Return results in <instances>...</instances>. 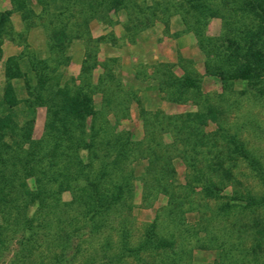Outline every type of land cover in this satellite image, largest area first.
Here are the masks:
<instances>
[{
  "label": "trees",
  "instance_id": "obj_1",
  "mask_svg": "<svg viewBox=\"0 0 264 264\" xmlns=\"http://www.w3.org/2000/svg\"><path fill=\"white\" fill-rule=\"evenodd\" d=\"M9 2L12 11L20 13L23 19L27 15L42 19L48 48L56 51L65 50L87 33L90 21L110 23L108 14L111 12L133 8V16L126 17L131 25H124L133 32V37L159 20L160 13L171 12L179 17L184 32L193 34L204 74L218 79L222 95L236 92L234 87L240 84L242 89L238 94L250 93L256 101L264 98V0ZM34 7L39 8V13ZM70 17H74V21H70ZM213 18L221 22L216 36L206 33ZM3 26L0 22V36L5 29ZM89 58L87 55L82 62L78 76L80 85L74 87L67 81L62 83L55 69L48 71L47 66L38 67L40 64L35 61H28L25 72H21L18 58L10 57L5 62L6 83L0 95V244L8 230L25 233L23 241L29 244H38L39 239L48 237L58 249H54L51 263L62 264L64 251L73 247L70 244L81 228H88L93 235H102L100 230L109 227L115 213L127 206L135 178L132 164L142 160L146 164L141 177L143 198L154 192L166 196V214L174 221L173 228L161 231V214L158 213L146 224L141 240L134 246L130 242L127 221L119 222L116 242L103 245L107 262L122 264L131 257L163 256L170 252L172 260L165 264H178L183 253L176 256V250L186 247L180 242H189L192 236H186L193 231L199 248L216 250L217 257L211 264H264V219L255 217L264 210V162L247 148L238 130L229 131L218 124L213 132H206L207 121H216L212 107L184 115L144 111L140 107L138 115L143 137L135 141L130 131L117 129L119 119L128 116L130 103L135 101L139 105L134 90L123 97L112 91L107 93V84L114 75L104 63L101 65L104 74L96 84L102 87L101 105L97 108L90 70L98 63L94 58L90 65ZM165 66L160 76L158 70H154L147 77V84L157 81V89L174 88L178 84V90L184 91L197 83L187 78L184 68L183 73L176 76L170 69L174 64ZM14 78L25 80L26 99L18 98L11 83ZM21 103L26 113L19 118L11 109ZM38 106L46 108V118L41 137L34 139L32 124ZM108 108L110 111L106 113ZM109 114L114 122L107 119ZM163 134H169L171 141L166 142ZM218 138L224 144L226 159H222L223 153L219 152ZM174 158L180 159L186 168L184 183L176 178ZM237 164L248 171L245 176L259 182L262 193L256 194L240 182L233 172ZM64 191L71 195L69 201L62 199ZM192 194L216 203L209 217H205L198 205L195 207L199 220L194 230L186 228L184 218L186 212L194 210ZM184 204L189 207L183 211ZM233 213L254 218L241 226L230 223L229 227L227 219ZM217 217H222L220 230L212 223ZM235 232L244 239L238 258L229 254L233 248L228 239ZM75 246L78 252L79 246ZM109 250L113 253L108 254Z\"/></svg>",
  "mask_w": 264,
  "mask_h": 264
},
{
  "label": "rangeland",
  "instance_id": "obj_2",
  "mask_svg": "<svg viewBox=\"0 0 264 264\" xmlns=\"http://www.w3.org/2000/svg\"><path fill=\"white\" fill-rule=\"evenodd\" d=\"M34 9L36 13H39V8L34 7ZM0 14H4L0 17V22L5 28L0 36V95L3 93L6 83L4 65L10 57L18 58L17 63L21 72L27 71L28 61H35L40 64L38 67L47 66L48 71L55 69L54 73L61 76L62 83L67 81L70 86L74 87L80 85L78 76L81 75L82 62L89 55L90 65L94 62V58L98 63L96 68L92 67L90 70L91 83L94 85L93 99L97 108L101 105L100 88L102 87L96 84L98 78L104 74L101 67L104 63L108 65V69H111L114 75L112 81L108 80L111 83L107 84L109 86L107 93L112 91V93L123 97L134 90L139 105L135 101L131 102L128 116L119 119L117 125L118 130L130 131L133 140L139 141L143 137V126L138 115L140 107L144 111L161 110L168 115H184L188 112L203 111L205 108L212 107L216 112V121L208 120L204 130L213 132L218 124L229 131L238 130V135L245 141L247 148L255 152L264 162V98L256 101L250 93L238 94L242 89L240 84L234 87L236 92L222 95L218 79L204 74L202 57L195 38L192 33L184 32V27L177 15L171 12L165 15L160 13L159 20L140 30L133 37V32L124 28L125 24L131 25L126 17L130 14L133 16V8L119 13L111 12L108 14L110 23L90 21L87 33L74 40L65 50L56 51L48 48L46 32L40 22L41 18L27 15L23 19L20 13L12 11L9 0H0ZM70 21H74V17H70ZM220 26V19L213 18L207 25L206 33L216 36L220 31ZM132 39L134 40L132 41ZM167 64L175 65L170 69L176 76L183 73L182 69L184 68L188 73L187 78L197 80V83L193 87L186 88V91L178 90V84L174 88L164 87L162 89H157V81L147 84V77L154 73V70H158L157 75L160 76L159 72H164ZM11 83L18 98L26 99L28 97L24 79L14 78ZM107 111H110L109 108L106 113ZM11 112L22 118L23 113H26V108L21 103L12 108ZM45 118L46 108L38 106L32 124L34 139L41 137ZM107 119L114 122L112 114H109ZM163 135L166 142L171 141L169 134ZM217 144L219 152L223 153L222 159H226L224 144L219 138ZM173 154L176 155V153ZM145 165V161L142 160L134 161L132 164L135 178L132 180V195L127 200V206L115 213L113 219L108 223L109 227L100 230L102 235L100 233L93 235L88 228H81L77 232L78 236L70 244L73 247L64 251L65 259L63 260L65 262L62 264H117L107 262L105 256L107 252L103 249V245L105 242H116L118 223L124 220L127 221L126 224L131 234L130 242L134 246L141 240V234L146 224L150 223L158 213L161 214L162 221L160 230L166 231L173 228L174 221L166 214L168 208L166 196L154 192L148 198H143L141 177L144 175ZM173 167L178 181L184 183L186 168L182 161L174 158ZM233 172L248 189L250 188L256 194L262 193L263 187L259 182L245 176L248 171L243 165L237 164V168H234ZM31 183L29 181L32 186ZM230 187L227 191L231 190ZM191 196L194 210L186 212L184 218L186 228L194 230L197 228L195 224L199 220L195 207L198 205L205 217H209L214 213L216 203L202 198L201 195L192 194ZM70 198L71 195L67 191L62 193L63 200L69 201ZM188 207V204H184L182 210L184 211ZM257 214L259 215L255 216L256 218L264 219V210H260ZM244 216L236 213L231 214L227 219V226L230 227V223L233 222L241 226L243 222H250V219L254 218V216L249 218ZM221 219L222 217H217L212 222L213 226L218 227L219 230L223 223ZM192 232L186 236L187 238L192 236V240L190 239L189 242L181 240L180 242L187 248L181 246L179 250H176V256L183 253L179 256L178 264H211L217 257L216 250L214 248H199ZM199 233L203 235L200 231ZM25 237L26 234L21 231L8 230L3 236L4 242L0 244V264H52L50 258L54 254V243H50L49 238L45 237L39 239L38 244H29L23 241ZM230 237L229 245L232 244L233 249L229 254L237 257L241 247H244L242 243L244 239L239 232L231 233ZM75 245L79 246L78 252L75 250ZM180 249L185 251H180ZM187 250L190 255L187 254ZM55 251L58 249L56 248ZM112 253L113 251L109 250L108 254ZM137 258H128L122 264H153L154 262L165 264L172 260L170 252L163 256L143 254Z\"/></svg>",
  "mask_w": 264,
  "mask_h": 264
}]
</instances>
